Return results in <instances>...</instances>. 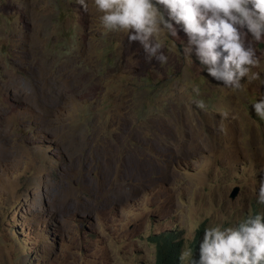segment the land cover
Listing matches in <instances>:
<instances>
[{
  "label": "rangeland",
  "instance_id": "obj_1",
  "mask_svg": "<svg viewBox=\"0 0 264 264\" xmlns=\"http://www.w3.org/2000/svg\"><path fill=\"white\" fill-rule=\"evenodd\" d=\"M88 3L0 0V264H157L167 233L191 264L196 235L264 214V38L228 88L183 31L149 62Z\"/></svg>",
  "mask_w": 264,
  "mask_h": 264
},
{
  "label": "clouds",
  "instance_id": "obj_2",
  "mask_svg": "<svg viewBox=\"0 0 264 264\" xmlns=\"http://www.w3.org/2000/svg\"><path fill=\"white\" fill-rule=\"evenodd\" d=\"M89 11L88 0H76ZM105 34L124 31L129 43L138 42L146 60L167 63L162 44L154 38L158 28L169 36L183 31L185 56L194 53L202 69L228 88H238L254 66V50L242 40L250 34L264 38V0H92ZM258 75V74H257ZM264 83V81H262ZM197 106L204 109L201 101ZM257 117L264 120V95L253 103ZM226 119L228 114L222 113ZM221 132L226 127L221 123ZM264 171V169H262ZM257 203L264 205V179L259 182ZM190 255V253H189ZM180 259H184L183 252ZM191 264H264V214L248 217L235 227L205 229L199 259Z\"/></svg>",
  "mask_w": 264,
  "mask_h": 264
},
{
  "label": "trees",
  "instance_id": "obj_3",
  "mask_svg": "<svg viewBox=\"0 0 264 264\" xmlns=\"http://www.w3.org/2000/svg\"><path fill=\"white\" fill-rule=\"evenodd\" d=\"M155 240L157 242L156 263L157 264H183V260L180 259L183 251L182 242L179 240V236L172 235V233L156 235ZM202 242L199 235H196L192 242L193 255L191 260L199 259V245Z\"/></svg>",
  "mask_w": 264,
  "mask_h": 264
},
{
  "label": "water",
  "instance_id": "obj_4",
  "mask_svg": "<svg viewBox=\"0 0 264 264\" xmlns=\"http://www.w3.org/2000/svg\"><path fill=\"white\" fill-rule=\"evenodd\" d=\"M237 193H238V188H235V189L233 190L232 194H231V197H232V198H235V196L237 195Z\"/></svg>",
  "mask_w": 264,
  "mask_h": 264
}]
</instances>
